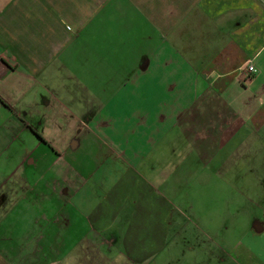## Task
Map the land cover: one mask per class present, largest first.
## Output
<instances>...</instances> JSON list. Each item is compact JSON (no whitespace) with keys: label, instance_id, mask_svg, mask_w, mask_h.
Listing matches in <instances>:
<instances>
[{"label":"crops","instance_id":"0c3cea01","mask_svg":"<svg viewBox=\"0 0 264 264\" xmlns=\"http://www.w3.org/2000/svg\"><path fill=\"white\" fill-rule=\"evenodd\" d=\"M238 132L240 154L264 167V0H0L7 239H70L79 222L77 239L156 264L182 242L175 199L196 171L183 170L184 144L208 158L198 140ZM245 233L202 253L264 264L263 213Z\"/></svg>","mask_w":264,"mask_h":264},{"label":"rangeland","instance_id":"374dc122","mask_svg":"<svg viewBox=\"0 0 264 264\" xmlns=\"http://www.w3.org/2000/svg\"><path fill=\"white\" fill-rule=\"evenodd\" d=\"M239 133H235L224 145H209L205 140H198L200 154L212 153L208 158L198 155L190 160L186 155L191 154V147L184 144L183 170L193 168L196 171L183 175V191L180 198L175 199L182 211V242L169 243L168 248L156 257V264H216V256L212 258L202 253L205 248L209 245L213 247V241L223 243V238L226 245V238L230 239L228 243H232L234 239L246 236L241 233L247 234L250 218L256 213H263L264 216V206L255 208L256 200L262 193L264 167L253 159L252 153L247 158L244 153L240 154L247 149L241 146ZM251 142L253 146V139ZM189 164L191 167L187 168ZM261 202L264 203L259 198ZM222 224L225 229H222ZM76 225L71 227L76 229V235L72 231L70 239L41 238L46 234H36L38 237L33 239H7L6 236L14 233L1 232L0 264H134L118 250L107 248L101 240L92 236L77 239V235L80 238L85 229L80 228L79 222ZM46 227L50 231L52 225ZM215 251L225 257L223 251Z\"/></svg>","mask_w":264,"mask_h":264},{"label":"built area","instance_id":"2783aa9c","mask_svg":"<svg viewBox=\"0 0 264 264\" xmlns=\"http://www.w3.org/2000/svg\"><path fill=\"white\" fill-rule=\"evenodd\" d=\"M246 69H247V72L249 73V77H252L257 71L253 63L249 64Z\"/></svg>","mask_w":264,"mask_h":264}]
</instances>
